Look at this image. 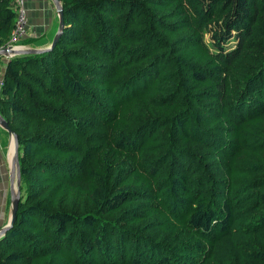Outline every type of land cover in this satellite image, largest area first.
<instances>
[{
	"label": "trees",
	"instance_id": "16d2710c",
	"mask_svg": "<svg viewBox=\"0 0 264 264\" xmlns=\"http://www.w3.org/2000/svg\"><path fill=\"white\" fill-rule=\"evenodd\" d=\"M59 1L55 44L3 63L0 264H264V0Z\"/></svg>",
	"mask_w": 264,
	"mask_h": 264
},
{
	"label": "water",
	"instance_id": "95a60500",
	"mask_svg": "<svg viewBox=\"0 0 264 264\" xmlns=\"http://www.w3.org/2000/svg\"><path fill=\"white\" fill-rule=\"evenodd\" d=\"M56 13L58 15V26L56 32L54 33L50 43L41 48L35 47H16L11 48L10 46H2L0 47V55L5 56H13L19 55L23 53H38L51 48L60 32L63 28V15H62V7L61 2L59 0H52ZM0 126L7 131L8 134L11 135L12 138V154L9 157V205H10V213L9 217L5 224L0 226V236L5 232V230L11 225L14 217L15 212L18 205L19 200V184H20V172H19V164H18V142H17V135L9 128L6 119L0 114Z\"/></svg>",
	"mask_w": 264,
	"mask_h": 264
},
{
	"label": "crops",
	"instance_id": "0c3cea01",
	"mask_svg": "<svg viewBox=\"0 0 264 264\" xmlns=\"http://www.w3.org/2000/svg\"><path fill=\"white\" fill-rule=\"evenodd\" d=\"M24 8L27 17V35L21 40L20 44L35 48L47 46L58 26V15L53 1L24 0ZM8 57L0 55V66L2 70L3 63Z\"/></svg>",
	"mask_w": 264,
	"mask_h": 264
},
{
	"label": "rangeland",
	"instance_id": "374dc122",
	"mask_svg": "<svg viewBox=\"0 0 264 264\" xmlns=\"http://www.w3.org/2000/svg\"><path fill=\"white\" fill-rule=\"evenodd\" d=\"M208 36L206 35V38ZM12 152V139L0 126V226L6 223L9 213V155Z\"/></svg>",
	"mask_w": 264,
	"mask_h": 264
},
{
	"label": "built area",
	"instance_id": "2783aa9c",
	"mask_svg": "<svg viewBox=\"0 0 264 264\" xmlns=\"http://www.w3.org/2000/svg\"><path fill=\"white\" fill-rule=\"evenodd\" d=\"M12 6L15 9V18L8 39L3 46H10L11 48L24 47V45L20 44L21 40L27 35V17L25 14L24 0H12ZM2 72L3 70L0 66V86L3 83Z\"/></svg>",
	"mask_w": 264,
	"mask_h": 264
},
{
	"label": "bare ground",
	"instance_id": "6f19581e",
	"mask_svg": "<svg viewBox=\"0 0 264 264\" xmlns=\"http://www.w3.org/2000/svg\"><path fill=\"white\" fill-rule=\"evenodd\" d=\"M9 136H10V141H11V139H12V138H11V135L9 134ZM11 154H12V152L10 153V156H11Z\"/></svg>",
	"mask_w": 264,
	"mask_h": 264
}]
</instances>
